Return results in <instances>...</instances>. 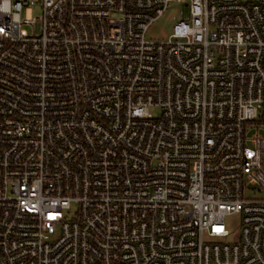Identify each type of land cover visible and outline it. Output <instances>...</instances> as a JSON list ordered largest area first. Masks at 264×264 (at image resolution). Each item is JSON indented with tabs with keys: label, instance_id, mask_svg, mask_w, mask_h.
<instances>
[{
	"label": "built area",
	"instance_id": "built-area-1",
	"mask_svg": "<svg viewBox=\"0 0 264 264\" xmlns=\"http://www.w3.org/2000/svg\"><path fill=\"white\" fill-rule=\"evenodd\" d=\"M263 127L264 0H0V264H264Z\"/></svg>",
	"mask_w": 264,
	"mask_h": 264
},
{
	"label": "rangeland",
	"instance_id": "rangeland-1",
	"mask_svg": "<svg viewBox=\"0 0 264 264\" xmlns=\"http://www.w3.org/2000/svg\"><path fill=\"white\" fill-rule=\"evenodd\" d=\"M183 2L172 1L169 3L164 15L161 16L156 22H154L147 33L149 40H166L173 32V27L182 19V11L187 14L188 8L184 7ZM24 17H38L39 10L28 9L23 13ZM154 112H156L154 110ZM264 134V127L261 129ZM227 226L232 233H236L240 229V215L233 214L227 218Z\"/></svg>",
	"mask_w": 264,
	"mask_h": 264
}]
</instances>
